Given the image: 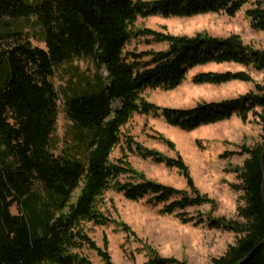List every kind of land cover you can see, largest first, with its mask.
<instances>
[{
	"label": "trees",
	"instance_id": "16d2710c",
	"mask_svg": "<svg viewBox=\"0 0 264 264\" xmlns=\"http://www.w3.org/2000/svg\"><path fill=\"white\" fill-rule=\"evenodd\" d=\"M250 0H0V264H94L84 254L93 250L102 264H113L86 230V224H106L98 206L107 190L130 201L166 203L171 214L190 206L212 204L195 188L180 158H169L127 138L131 152L174 167L187 189H177L144 177L127 161L110 160L121 142V127L133 114L161 117L183 131L229 119L259 117L261 141L242 147L246 158L235 169L241 204L234 218L207 217L208 224L234 233V241L211 264H264V85L221 101H201L190 108L160 107L148 102L147 89L171 90L196 66L235 63L264 72V51L247 45L238 34L205 32L173 35L137 28L138 18L191 17L222 13L233 17ZM250 27L264 33V0H253L244 11ZM31 16L39 25L44 47L7 27L8 20ZM7 19V20H6ZM132 38L165 43L164 50H125ZM75 59H90L106 76L94 86L64 98L63 110L72 123L75 155H56L50 139L56 126L58 94L51 82L55 67ZM252 82L244 71L198 72L195 84ZM160 138V137H159ZM162 140L163 137H161ZM169 146L170 142L164 140ZM127 178L121 179V176ZM16 205L18 213L11 207ZM176 216L192 221L184 213ZM201 222V219H199ZM144 264H185L172 257L150 255Z\"/></svg>",
	"mask_w": 264,
	"mask_h": 264
},
{
	"label": "rangeland",
	"instance_id": "374dc122",
	"mask_svg": "<svg viewBox=\"0 0 264 264\" xmlns=\"http://www.w3.org/2000/svg\"><path fill=\"white\" fill-rule=\"evenodd\" d=\"M27 1L34 3L40 0ZM252 1L245 4L233 17L222 13L184 18L148 16L138 18L135 26L173 35L190 36L205 32L224 37L238 34L245 44L264 51V33L250 27L249 19L243 11L251 6ZM8 23V28H17L26 34L32 46L44 47L39 40V25L34 16L16 21L8 20ZM166 46L165 43H146L142 38H132L125 50L139 53L164 50ZM206 71H244L252 77V82H192L196 73ZM97 74L106 76L104 69L97 68L90 59H75L55 67L50 79L58 94L56 126L50 139L53 154H76L72 123L63 110L64 98L74 91L94 86ZM255 84L264 85V72L235 63H209L189 70L185 79L174 89L146 88L142 96L160 107L190 108L201 101H221L237 97L254 90ZM256 112L262 113L264 117V109L256 108ZM262 135L260 119L252 112L247 114L245 120L233 115L229 119L199 126L191 131L172 127L161 117L133 114L121 127V142L112 150L110 160L121 158L149 180L177 189H187L185 179L176 168L131 152L126 144L127 138L131 137L143 147L166 157H180L188 168L195 188L200 194L212 199L213 203L190 206L168 214L163 212L166 203L154 204L148 202L146 197L130 201L121 193L109 189L98 201L99 208L109 221L103 225L86 224L89 236L98 247L107 250L113 264H144L152 253L159 257H172L185 264H211V259L223 254L227 246L233 243L235 236L233 232L210 226L207 217H235L236 208L242 202L241 191L238 190L240 181L234 171L246 158L242 147L258 144ZM161 137L173 146H169ZM124 178L127 175L121 176V179ZM18 211L14 204L11 212L17 214ZM177 213H184L192 221H181L176 216ZM83 252L94 264H102L93 250L84 248Z\"/></svg>",
	"mask_w": 264,
	"mask_h": 264
},
{
	"label": "water",
	"instance_id": "95a60500",
	"mask_svg": "<svg viewBox=\"0 0 264 264\" xmlns=\"http://www.w3.org/2000/svg\"><path fill=\"white\" fill-rule=\"evenodd\" d=\"M263 158H264V151L261 155V164H262V167H263ZM263 171H264V167H263ZM262 197H263V201H264V175H263V182H262ZM243 261L237 263V264H241Z\"/></svg>",
	"mask_w": 264,
	"mask_h": 264
},
{
	"label": "crops",
	"instance_id": "0c3cea01",
	"mask_svg": "<svg viewBox=\"0 0 264 264\" xmlns=\"http://www.w3.org/2000/svg\"><path fill=\"white\" fill-rule=\"evenodd\" d=\"M242 9H243V7L238 11V13H239ZM243 11H245V9H244ZM238 13H237V14H238Z\"/></svg>",
	"mask_w": 264,
	"mask_h": 264
}]
</instances>
